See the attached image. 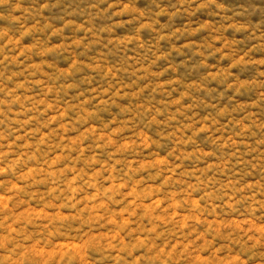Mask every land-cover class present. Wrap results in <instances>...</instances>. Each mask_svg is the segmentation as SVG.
Wrapping results in <instances>:
<instances>
[{
  "label": "clouds",
  "instance_id": "clouds-1",
  "mask_svg": "<svg viewBox=\"0 0 264 264\" xmlns=\"http://www.w3.org/2000/svg\"><path fill=\"white\" fill-rule=\"evenodd\" d=\"M0 264H264V0H0Z\"/></svg>",
  "mask_w": 264,
  "mask_h": 264
}]
</instances>
